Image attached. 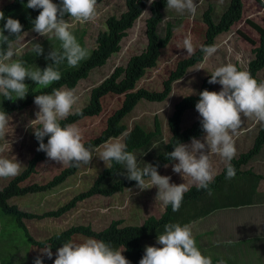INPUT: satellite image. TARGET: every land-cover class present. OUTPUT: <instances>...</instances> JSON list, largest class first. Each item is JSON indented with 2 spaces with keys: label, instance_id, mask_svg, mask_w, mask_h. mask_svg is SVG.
<instances>
[{
  "label": "rangeland",
  "instance_id": "rangeland-1",
  "mask_svg": "<svg viewBox=\"0 0 264 264\" xmlns=\"http://www.w3.org/2000/svg\"><path fill=\"white\" fill-rule=\"evenodd\" d=\"M11 0H0V8ZM264 1V0H263ZM198 4L195 16L188 12L180 14L174 9L166 8L163 12V23L161 29L167 22L173 26L172 36L167 46L160 51V55L155 67L147 70L143 77L137 82L136 88H143L147 91L160 92L163 88V81L167 79L170 72L175 68V65L180 60L187 58V50L184 49V39L191 37L194 49L196 50L203 41L205 25L202 22V13L206 10L208 5L214 7V16L219 15L228 3V0H196ZM98 10L101 15L96 23H87L79 25L72 29V32L81 34L82 42L88 50L95 47L96 35L99 31L104 30L105 20L110 16H119L125 10L124 0H102L98 2ZM144 12L148 13L146 9ZM263 9L254 0H243V13L241 19L234 24L228 32L218 35L215 39L216 53L211 57L205 59L201 63L189 69L187 74L180 80L172 84L171 94L167 100L163 102H140L132 113L125 119L127 127L138 124L149 130L153 125L154 116L157 117L158 122L162 127V139L167 141L169 132L167 129V119L174 111V105L182 98L187 96H194L198 92V88L202 80L206 77H211V74L221 66L229 63L235 65L238 70L246 71L247 64L252 58V49L256 46L250 44L248 41L252 40L257 44L258 34L247 24V21L260 25L262 22ZM148 14H142L133 27L127 31V35L120 43V50L118 53L112 55L106 63L90 71L87 78L78 82L74 88L76 95L79 96V103L77 107H83L89 98V93L92 88L99 85L103 80L110 76L114 68L118 66H125L128 59L144 50L146 46L144 21ZM70 19L69 17L65 20ZM27 35L24 40L19 43H14L15 47L22 49L19 57L14 59L22 60L25 53L31 51V43L41 44L45 39L51 37H42L32 30L26 31ZM31 42V43H29ZM261 83H264V69L258 73ZM210 92H219L222 86L219 84H210ZM123 96L109 95L101 100L102 112L97 117L84 119L77 122L75 125L82 130L83 140L88 141L96 138L105 126L106 118L114 112L121 104ZM39 108L32 104L31 106L10 114L12 117V128L9 129L8 137L6 139L11 143V148L0 153V157L7 159H16L22 164V170L26 166L27 161L31 158L33 153V142L31 135L33 129L29 127V122L36 119L35 113ZM202 119L199 113L195 110L186 111L181 118V128L189 127L193 122ZM241 134L234 137L236 156L246 152L252 146L255 130L253 131L257 122L255 118L244 117L242 114ZM39 127V125H37ZM198 138L203 142V137ZM123 143L122 137L116 138ZM115 140V139H114ZM191 141L184 144H189ZM3 141H0V145ZM103 145V144H102ZM99 147L93 150V159L89 165H81L75 174L66 179L63 184L53 190L41 194H29L22 197H14L8 201L9 204L15 205L19 210L35 215H41L45 212L56 210L60 206L66 204L76 194L87 190L98 173L108 165L100 159V153L103 148ZM158 148V147H156ZM264 152V147L261 150ZM262 152L255 156L253 161L243 166L241 170L250 169L261 176H264V157ZM155 157V150L149 149L147 152L136 156L138 167L143 168L145 164H150ZM234 157V158H235ZM178 161H172L163 166L159 170L161 176H170V183L179 185L181 183L190 186H196L191 177L174 173L172 167ZM211 163L216 171V175L221 172L227 162L219 154H211ZM65 165L59 164L50 160L48 157L43 162L36 166V171L28 179H26L21 186H28L32 184L44 185L50 181L53 176L58 174ZM21 170V171H22ZM13 177L0 178V189H2ZM256 176L245 175L237 176L233 179H224L226 183H241L232 187L235 191L236 197H227L226 193L216 191L213 202L217 203H236L235 200L245 196L247 189L251 187L256 181ZM223 182L219 183L218 187H229ZM261 185L264 184L263 180ZM231 188V187H230ZM130 190V191H129ZM263 191V190H262ZM158 189L153 187L151 189L141 191L137 187L125 189L121 193H117L111 197H103L99 195L87 198L75 206L72 210L66 212L59 218H42V219H24L23 225L27 229V233L35 241H43L55 233H59L71 226L88 225L93 230L99 231L104 229L112 221H122L123 225H140L144 219L149 216L159 217L165 209L162 201L156 200ZM264 194V191L260 195ZM259 189L256 190L253 201L258 200ZM224 196V197H222ZM101 209H107L106 213H102ZM249 207L243 209L245 213L249 211ZM232 212V211H231ZM230 212V213H231ZM239 214H231L235 216ZM229 217V216H227ZM227 223V221H226ZM231 223V222H230ZM233 234V232H232ZM244 240H232L230 243L219 245V247H227L234 251L240 250L241 254L235 256L233 254L230 258H222L220 264H254L260 263L264 258V247L260 248V244L264 240L258 237H250ZM84 236L76 235L71 241L74 243H83ZM144 247L154 246L162 247L157 243V239L153 241H142ZM34 245H29L26 242V237L23 231L19 228L15 218L4 214L0 210V264H34L36 257L40 256V250ZM52 258L43 257V264H54L56 259V252H52ZM214 254H212L213 256Z\"/></svg>",
  "mask_w": 264,
  "mask_h": 264
},
{
  "label": "trees",
  "instance_id": "trees-1",
  "mask_svg": "<svg viewBox=\"0 0 264 264\" xmlns=\"http://www.w3.org/2000/svg\"><path fill=\"white\" fill-rule=\"evenodd\" d=\"M102 0H98L100 2ZM263 9L262 22L260 25L247 21L253 30L258 34V42L255 44L252 40L248 42L256 45L252 49V58L247 64V69L252 78L261 83L258 73L264 69V1L254 0ZM53 3L59 4L60 0H52ZM28 0H11L0 8L4 12L5 18L11 17L17 19L23 25V31L32 30L34 20L40 13V9L33 10L26 7ZM125 10L119 16H110L105 20L104 30L99 31L95 39V47L88 50L89 55L82 60L75 68L68 65L64 60L58 65L46 59L50 51H62V42L56 37L45 39L40 45L44 49L43 55H37L30 51L25 53L22 61L26 67L32 70L39 68L45 69L50 64L54 70L59 71L61 80L53 82L51 85L42 86L25 80L28 86V94L24 99H19L13 93L12 100L6 99L0 95V111H5L8 115L16 111H21L32 104L36 95L51 94L53 89L68 88L74 89L79 81L87 78L91 70L103 66L106 61L114 54L118 53L122 39L127 35V31L133 27L136 20L142 15L146 9L148 17L144 21L146 46L139 54L131 56L125 66L114 68L109 77L103 80L99 85L92 88L89 93L88 102L80 108L82 115L73 114L66 119L59 121L61 127L68 124H76L84 119L97 117L102 112L101 100L109 95L123 96L120 106L112 112L105 120V126L96 138L84 142L86 148L95 149L110 138L116 139L122 137L123 143L127 146V151L132 152L135 156L147 152L149 149L155 150V157L150 163L153 166L159 165V170L172 162L166 154L174 150L176 144L191 141L203 136L204 132L201 120L193 122L189 127L181 128V118L188 110H195V105L199 101V93L203 90L211 91V85L206 77L202 80L198 92L194 96L182 98L174 105L172 115L167 119V129L169 136L166 142L162 139V127L157 120L153 118L152 128L147 130L144 127L134 124L127 127L125 119L132 113L136 106L142 102H163L168 99L171 94L172 84L182 79L189 69L202 62L205 53L202 52L201 46L215 45V39L218 35L228 32L230 28L236 24L242 17L243 0H228L227 5L219 15L214 16V7L208 5L202 13V22L205 25L204 38L200 46L195 50L193 55L188 56L177 62L175 68L170 72L166 80L163 81V88L160 92L147 91L143 88H136L137 82L143 77L145 72L155 67L160 51L165 48L172 36L173 26L167 22L161 29L163 23V12L167 8V0H154L149 4L148 0H124ZM68 16H65V19ZM6 19L0 21V29H3ZM77 42L85 48L81 34L72 32ZM4 35H8L5 31ZM10 39L15 41L14 36ZM38 127V126H37ZM255 130V131H254ZM255 136L252 146L246 152L239 154L230 162L237 176L252 175L256 176V182L247 189L245 196L235 200L236 203H217L213 202L216 191L226 193L227 197H236L235 190L232 187L241 183H224L227 176V165L223 167L221 172L215 176L214 182L210 185L211 195L207 190H198L196 186H190L189 191L184 194V199L178 211H173L171 205L165 206L164 211L159 217L149 216L143 220L140 225H123L122 221H112L102 230L95 231L88 225L71 226L59 233H55L43 241H35L28 233L23 225L24 219H42V218H59L66 212L75 208L77 203L95 195L103 197H111L117 193L123 192L125 189L136 187L135 181L125 178L126 167L123 164H117L115 161L111 166H107L97 174L91 186L75 196H73L66 204L60 206L56 210L45 212L41 215L27 213L19 210L15 205H11L8 201L14 197H22L29 194H41L53 190L63 184L70 176L76 173L77 167L66 166L58 174L44 185L32 184L21 186L36 171V166L43 162L47 155L42 151H37L39 142L32 133L33 153L27 161L26 166L19 175L13 177L2 189H0V210L16 219L19 228L26 237L29 245L38 248H44L51 245V251L57 252V249L63 246V243L71 241L76 235L86 238L103 240L111 245L113 250L123 251L122 255L131 262V264H139L140 259L144 255L145 248L142 241H148L164 234V226L166 224H179L181 226L188 225L193 220H198L207 216L210 212L218 209L235 208L240 206L254 205L253 196L264 176L253 172L250 169L241 170V168L253 161L254 157L262 152L264 147V122L257 123L253 129ZM49 137L44 138L47 144ZM158 147V148H156ZM264 157V152H262ZM124 174V175H123ZM227 180V179H226ZM224 183L229 187H218L219 183ZM263 184V183H262ZM231 187V188H230ZM263 195H258L262 198ZM224 197V196H222ZM225 198V197H224ZM125 250V251H124ZM216 261H212L214 264Z\"/></svg>",
  "mask_w": 264,
  "mask_h": 264
},
{
  "label": "clouds",
  "instance_id": "clouds-1",
  "mask_svg": "<svg viewBox=\"0 0 264 264\" xmlns=\"http://www.w3.org/2000/svg\"><path fill=\"white\" fill-rule=\"evenodd\" d=\"M149 4L154 0H148ZM27 8L40 9L39 15L34 20L32 31L42 37L54 36L62 44V51H50L46 59L58 65L64 60L75 68L85 60L89 52L82 47L72 33L77 24L96 23L101 15L98 10V0H60L59 4L52 0H28ZM198 4L196 0H167V8L174 9L183 14L190 13L195 16ZM142 14H148L142 12ZM70 19L65 20V16ZM149 15V14H148ZM6 19L3 29H0V95L12 100L13 93L19 99H24L28 94L25 80L48 86L61 80L59 71L49 65L43 70H32L25 66L20 59L22 49L15 47L14 43L24 40L27 35L23 25L17 19L5 18L0 11V21ZM8 35H4V32ZM15 37V41L10 39ZM31 43V42H29ZM31 51L38 56L43 55L44 49L39 43H31ZM184 49L187 54L195 52L191 37L184 39ZM205 59L216 53L217 48L201 46ZM209 84H219L222 90L210 92L203 90L199 93V101L195 105L196 111L202 117L201 125L205 136L203 142L195 137L189 144L178 143L174 150L166 156L172 161H178L172 167L174 173L191 177L198 190H207L211 195L210 185L214 182L216 171L211 163V154H219L227 162L226 179H233L236 175L234 166L230 163L236 156L234 137H238L244 117L255 118L257 123L264 122V83H258L248 71L238 70L231 63L218 67L208 80ZM79 96L74 89H53L51 94L36 95L34 104L39 108L35 113L36 119L29 122L33 134L39 142L37 151L46 153L47 157L59 164L69 167L89 165L93 159V150L86 148L82 130L75 124L61 127L59 121L73 114L82 115L79 107ZM12 117L5 111H0V153L11 148L8 137L12 128ZM39 125V127H37ZM49 137L47 144L44 138ZM100 159L108 166L115 161L126 167L125 178L136 182V187L141 191L158 189L156 200L165 206L171 205L172 210L178 211L184 194L189 191L185 183L176 185L170 183V176H161L158 172L159 165L145 164L138 167L136 156L127 151V146L118 139L110 138L102 146ZM168 165H165L167 167ZM22 164L16 159L0 157V178L15 177L20 174ZM124 175V174H123ZM130 191V190H129ZM107 209H101L106 213ZM157 243L162 247L146 246L144 255L139 264H212L211 257L204 256L196 246L191 227L179 224H166L164 234L157 238ZM125 251V250H124ZM123 251L113 250L111 245L103 240L84 238L83 243L68 241L57 249L54 264H131L123 255ZM51 245L40 250L34 264H43V257L52 258Z\"/></svg>",
  "mask_w": 264,
  "mask_h": 264
},
{
  "label": "crops",
  "instance_id": "crops-1",
  "mask_svg": "<svg viewBox=\"0 0 264 264\" xmlns=\"http://www.w3.org/2000/svg\"><path fill=\"white\" fill-rule=\"evenodd\" d=\"M261 187V190L260 187L258 188L259 195L264 191V184ZM254 202L255 204L251 206L214 210L207 216L193 220L188 224L191 227L197 248L204 256L211 257L212 261H216L214 264H220L223 257L228 259L237 252L235 256L242 253L240 250L234 251L224 246L219 247V245L230 243L233 239L235 241L244 240L248 238L247 235L264 240V196ZM248 207L250 210L245 213L243 209ZM233 213L239 215L231 216ZM157 238L149 239V241ZM261 247H264V243L260 244ZM212 254L214 255L212 256ZM254 264H264V258L260 263Z\"/></svg>",
  "mask_w": 264,
  "mask_h": 264
}]
</instances>
